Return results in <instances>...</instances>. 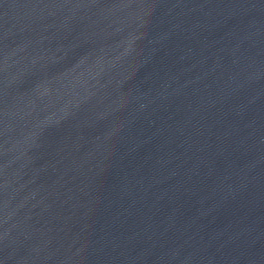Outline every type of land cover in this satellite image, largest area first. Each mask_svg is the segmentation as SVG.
Wrapping results in <instances>:
<instances>
[{
  "label": "water",
  "instance_id": "1",
  "mask_svg": "<svg viewBox=\"0 0 264 264\" xmlns=\"http://www.w3.org/2000/svg\"><path fill=\"white\" fill-rule=\"evenodd\" d=\"M0 264H264V0H0Z\"/></svg>",
  "mask_w": 264,
  "mask_h": 264
}]
</instances>
